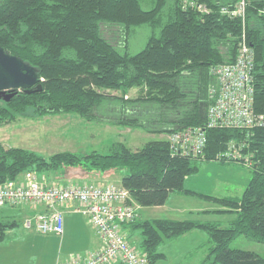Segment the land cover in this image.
I'll use <instances>...</instances> for the list:
<instances>
[{
  "label": "trees",
  "instance_id": "16d2710c",
  "mask_svg": "<svg viewBox=\"0 0 264 264\" xmlns=\"http://www.w3.org/2000/svg\"><path fill=\"white\" fill-rule=\"evenodd\" d=\"M193 1L207 10L184 7L182 0H0V46L36 67L42 77L40 91L17 89L8 101L0 99V123L20 114H76L90 122L164 135L135 150L115 141L107 152L64 150L48 158L0 142V183L26 172L43 178L64 166L126 169L121 185L139 208L163 205L170 193L178 192L220 206L198 214L233 215L225 226L213 218H144L138 211L122 231L132 243L139 234L138 246L129 244L146 264L166 258L160 248L167 240L193 231L205 234L208 243L198 264H264L263 256L230 247L239 235L264 243V128H206L200 156L171 149L175 133L206 127L209 107L215 102L210 95L216 82L211 67L235 62L243 36L253 49L254 108L264 113V0H245V17L229 13L240 0ZM106 25L123 28V46L104 35ZM144 25L151 34L140 50L130 52L132 32ZM133 88L138 95L126 96ZM117 90L121 94L111 92ZM230 146L236 157H225ZM219 158L240 161L252 170L240 196L185 188L186 177L199 170L200 161ZM23 221L0 218V240Z\"/></svg>",
  "mask_w": 264,
  "mask_h": 264
},
{
  "label": "rangeland",
  "instance_id": "374dc122",
  "mask_svg": "<svg viewBox=\"0 0 264 264\" xmlns=\"http://www.w3.org/2000/svg\"><path fill=\"white\" fill-rule=\"evenodd\" d=\"M103 28L106 37H109L115 44L124 45L125 34L122 27L106 25ZM150 34V27L146 25L136 27L129 38L127 50L130 52L140 50L145 45ZM111 92L121 94V91L118 90ZM138 92L137 88H133L129 90L126 96L135 97ZM162 136L164 135L147 133L139 128L122 127L100 121H86L76 114L44 116L20 114L13 120L0 123V142L6 147L20 146L33 149L47 158L56 152L64 150L89 151L97 149L101 152H107L110 144L115 141L125 142L135 150L148 140L161 138ZM119 171L126 172V169H119ZM23 175L21 174L17 180H22ZM45 175L48 174H44L42 177L47 180ZM252 175L253 172L250 167L241 165V162L237 160H223L221 158L202 160L199 163V170L194 174L188 175L184 185L185 188L199 193L240 196ZM114 177H116V174ZM7 205L10 206V204ZM19 205L33 207L31 204L22 203L11 205L14 206L11 209L6 207L8 210H0V216H15L22 222L28 214L25 216L22 212V206ZM15 206L18 207L15 208ZM184 207L187 208L186 212H182ZM33 208L37 209L36 207ZM193 208L215 209L220 208V206L193 195L172 192L164 206L149 208L150 214L146 212L142 215L140 211L142 208H138V211L140 213L139 216L142 215L144 218L184 219L191 215H189L188 211ZM190 217L213 218L226 226L229 225L233 215L230 213H213L211 216H207L205 213H195ZM88 227L92 230L90 226ZM87 231L89 230L82 225L79 229L74 228L70 233L71 237L68 240L70 242L62 246L52 236L54 234L29 232L21 224L14 229L15 238L0 243V264H53L60 252H71L69 253L70 255L77 254L74 251L78 246H82L81 243L87 239ZM186 235L187 238L184 239L183 243L179 239H173L167 240L166 243L161 245L160 249L166 254V258L159 264H198L202 260L208 251V243L204 240L205 234L193 231ZM132 241L134 243L129 240L135 247L138 246L139 234L137 232L133 236ZM230 247L250 250L264 257V243L245 235H239L233 239ZM189 250L190 254L188 253Z\"/></svg>",
  "mask_w": 264,
  "mask_h": 264
},
{
  "label": "built area",
  "instance_id": "2783aa9c",
  "mask_svg": "<svg viewBox=\"0 0 264 264\" xmlns=\"http://www.w3.org/2000/svg\"><path fill=\"white\" fill-rule=\"evenodd\" d=\"M245 4V0H240L229 13L245 17ZM182 5L206 9L193 0H182ZM252 59L253 49L243 36L235 62L211 67L216 82L210 88V95L215 102L209 107L206 127H189L183 132L175 133L171 143L173 153L200 156L207 141L206 128H264V113H257L254 108ZM232 148L230 146L225 157L237 156ZM20 203L45 207L44 210L25 217L23 225L26 229L43 234L63 235L65 212L62 207L77 203L74 209L87 216L96 230L101 240L97 249L86 255H70L67 260L57 264H112L118 260L126 264H146L144 256L129 244L122 231L124 223L138 216L139 204L121 184H52L35 172H26L22 180L0 183V207Z\"/></svg>",
  "mask_w": 264,
  "mask_h": 264
},
{
  "label": "crops",
  "instance_id": "0c3cea01",
  "mask_svg": "<svg viewBox=\"0 0 264 264\" xmlns=\"http://www.w3.org/2000/svg\"><path fill=\"white\" fill-rule=\"evenodd\" d=\"M122 170V169H121ZM125 173V171H119V169H110V170H106V171H99V170H86L81 166H77V167H73V166H64L60 169H58L57 171H53L50 172L48 175H45V177H47V180L52 183V184H69V183H78V184H83L85 182H94V183H99V184H107V183H118L121 184V178L122 175ZM116 174V177H114ZM75 204H70L68 206H63L62 208L64 209L65 212V223H64V233L63 235H52L54 236V238H56L57 242H60V245H65L67 243H69L70 241H68L70 239V233L71 230L73 231L74 228L79 229L81 227V225L84 228H87V239L81 243L82 246H78L77 249L74 252H77V254H82V255H86L89 252L97 249L100 245H101V240L98 236V234H96V230L94 229V227L89 223L88 221V217L85 216L82 212L77 211L74 209ZM166 204V203H165ZM163 205L160 206H147V207H140L142 209H140L142 215L146 212H148L150 214V211H148L149 208H160ZM22 206V212L25 214V216L28 214H32L35 213L36 211L42 210L41 206H37V209H34L33 207H29L28 205H19ZM6 207H8V209L13 208L14 206H9L6 205L4 207H0V210H8ZM18 206H15V208ZM214 209V208H213ZM213 209H207V208H201V209H197V208H193V209H189L188 213L189 215H194L195 213L198 214V212H202L204 210H213ZM218 209V208H215ZM187 208L184 207V209H182V212H186ZM141 215V217H143ZM190 215V216H191ZM6 215H1L0 217H4ZM188 216V217H190ZM207 216H211V215H207ZM187 217V218H188ZM190 218H196V217H190ZM90 226L92 228V230L89 229ZM26 229V228H25ZM29 232H34L36 233V231L31 230V229H26ZM14 229L7 232V236L4 237V239L0 240V243H3L5 241H9L13 238H15L14 235ZM95 232V233H94ZM51 236V237H52ZM187 235H183L177 239L180 240L181 243L184 242V239L187 238ZM190 251V250H189ZM71 253V252H69ZM68 252L67 253H63L60 252V254L58 256H56L55 258V262L53 264H57L58 262H63L65 260H67L70 256ZM189 253V252H188ZM69 254V255H68ZM112 264H122L120 262H116V263H112Z\"/></svg>",
  "mask_w": 264,
  "mask_h": 264
},
{
  "label": "water",
  "instance_id": "95a60500",
  "mask_svg": "<svg viewBox=\"0 0 264 264\" xmlns=\"http://www.w3.org/2000/svg\"><path fill=\"white\" fill-rule=\"evenodd\" d=\"M41 80L36 67L0 46V99L8 101L17 89L40 91Z\"/></svg>",
  "mask_w": 264,
  "mask_h": 264
},
{
  "label": "bare ground",
  "instance_id": "6f19581e",
  "mask_svg": "<svg viewBox=\"0 0 264 264\" xmlns=\"http://www.w3.org/2000/svg\"><path fill=\"white\" fill-rule=\"evenodd\" d=\"M255 96V95H254Z\"/></svg>",
  "mask_w": 264,
  "mask_h": 264
}]
</instances>
